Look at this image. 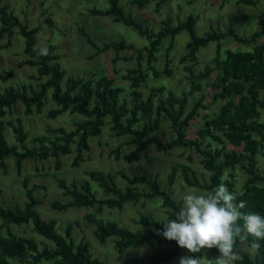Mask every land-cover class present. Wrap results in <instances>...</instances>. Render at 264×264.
Listing matches in <instances>:
<instances>
[{"label": "trees", "instance_id": "1", "mask_svg": "<svg viewBox=\"0 0 264 264\" xmlns=\"http://www.w3.org/2000/svg\"><path fill=\"white\" fill-rule=\"evenodd\" d=\"M149 1L151 0H132L141 7ZM166 1L156 0L157 6L160 7ZM189 1L192 3L196 0ZM238 2L255 5L259 0H238ZM1 3L2 0H0V39L5 36L12 37L16 31L15 27L18 26L19 33L24 37L27 54V58L22 60L21 64L36 66L39 76H45L46 79L38 88H33L32 95L26 87L10 86L4 90L0 89V167H6L7 158L12 156L17 160V167L21 173L25 159H47L51 155L57 157L56 165L60 167L62 164L60 156L74 151L76 155L72 163L79 165L85 160L84 152L90 148L91 137L101 134L103 126L110 120L115 134L133 136V142L136 143V147L127 153H123L120 146L112 149L111 156L128 162L139 160L141 153L151 144H155L156 148L163 152L183 148L182 154H184L191 150L193 153H189L188 158L193 159L194 154L202 157L211 175L207 180L201 179L197 174L190 173V168L182 164L181 175L188 185L211 191L219 184L225 183L230 192L237 194V202L242 200L246 203V207L241 211L256 212L264 216V164L262 165L261 161L264 159V19L261 21L262 27L253 31L250 36L240 34L234 27L200 35L194 28L197 21L194 15L178 23L166 19L164 26L157 31L128 14L120 0H111V6L106 10L91 9L95 15H111L115 21L137 30L149 42L144 48L147 50V68L142 66L144 54L143 49H140L137 55L139 67L128 69L127 74L124 75L125 78L132 80L127 91L125 85L115 84V78L111 76L65 79L66 71L61 63L56 61L58 55L52 53L53 45L47 49V55L38 54L40 48H36L35 45L39 27H30L22 22L7 4ZM48 20L53 24L50 18ZM184 30L188 31L191 37L188 51L181 57V62L185 63L184 67L189 72V90L184 91L180 96L175 91L168 90L166 96L159 95L156 100V96L165 90V86L152 84L151 91L147 98H144L139 89L141 85H149L150 78L170 75L173 70L170 63L173 41L166 48L167 61L164 68H158L155 64L162 42L167 37L174 40ZM82 31L97 48V53L111 48L119 52L131 47L123 38L105 41L103 45H99L84 30ZM227 37H232L245 47L223 49L221 41ZM213 41L217 42L215 64L213 66L207 64L203 70L196 72L194 66L198 61L199 50ZM119 58L118 55L115 60ZM214 71H217L216 78L210 80ZM11 75L12 72H9L6 76L0 75V77L6 79ZM64 80H67V86L64 85ZM202 81H206V85L212 88V99L214 101L221 99L222 104L215 115H204V124L191 137L188 132L191 121L200 115L201 107H207L205 100L208 93ZM50 90L56 103V106L48 111L50 117L70 111L79 113L84 118L72 129L64 126L49 128L48 132L55 134L56 139L49 140L48 135L37 136L36 140L40 142L38 147L27 145L28 133L21 119L19 124L8 120L18 141L10 144L5 135L6 120L4 119L8 110H12L21 100L25 104V114H32L35 109L40 112ZM198 91L202 92L201 96L187 111L190 95ZM127 92L131 95L132 101L125 96ZM163 116L170 120L172 131V135L167 140L157 132L152 133L160 127ZM142 121L144 124L137 127L136 124ZM237 168L243 169L248 175L241 190L237 189L234 182ZM120 174L127 181L125 186L116 183V174L112 172L101 170L90 172L94 181L107 192L113 193L104 198L97 196L90 181L83 184V190L76 186L71 188L62 181V186L72 198L67 202L56 201L52 205L59 209L94 205L100 208L106 205L122 209L129 201L160 196L163 206L167 208L168 217L175 219V214L183 202L173 196L172 190L162 189L157 178L129 175L125 171H120ZM176 176L177 167L169 176L170 184L174 183ZM145 182L150 184V190L139 185ZM25 186L29 199L24 207L0 203V219L8 228L6 233L0 232V264H11V260L22 264H37L43 260L51 261L53 264H108L93 255L87 242L76 243L72 224L69 223L64 232H61L57 228L55 219L43 218L37 209L40 200L27 186L26 179ZM88 217L97 225L95 233L98 238L104 242L107 238L114 237V245L120 252L150 241H167L172 244V247L155 254L150 261L135 264H161L164 261H172L182 249L176 241L157 234V231L163 230V224L155 222L156 218L151 215L143 214L138 222L144 227L137 229L120 225L116 221H106L90 215ZM30 222L33 223L37 233L53 242V247L49 245L41 247L36 239L19 235L11 229L12 224L21 225ZM253 242L254 238L251 236L246 241L237 240L236 249L239 259L235 261L236 264H264V240L259 241V249L254 248L255 253L244 246L248 244L253 248ZM206 251L219 254L216 248Z\"/></svg>", "mask_w": 264, "mask_h": 264}, {"label": "rangeland", "instance_id": "2", "mask_svg": "<svg viewBox=\"0 0 264 264\" xmlns=\"http://www.w3.org/2000/svg\"><path fill=\"white\" fill-rule=\"evenodd\" d=\"M122 6L128 14L135 19L155 30H160L164 26L166 19H171L173 23L187 19L194 15L197 21L194 25L196 32L205 35L208 32L213 33L219 30H226L234 27L240 34L250 36L253 31L262 27L261 21L264 19V0H259L255 5L244 4L238 0H167L160 7L156 0H151L143 7L132 2V0H120ZM1 4H7L22 22L30 27H39L36 33V48H49L54 46L52 53L57 54L56 61L60 62L66 71L65 79L69 77H101L111 76L115 78V84L125 85L127 91L132 82L125 78L128 69L139 67L138 51L143 49L144 57L142 66L147 68V50L148 40L137 30L115 21L111 15H95L91 9L106 10L111 6V0H2ZM52 20L51 24L48 20ZM1 27V21H0ZM12 37L5 36L0 39V75L6 76L9 72L12 75L8 78L0 77V89L7 87L23 88L26 87L30 95L33 94V88H38L46 77L39 76L36 66L21 64L22 60L27 58L25 53L24 37L18 31V26ZM84 30L92 40L99 45L105 41H115L125 39L131 47L117 52L114 48L97 53V48L90 42L83 33ZM191 37L188 31H182L174 40L167 37L161 44V50L158 52V59L155 64L158 68H164L167 61L166 48L173 41V47L170 51V63L173 68L170 75L164 74L160 77L150 78L149 85H141L139 89L143 97L147 98L151 91V85H164L165 90L159 92V95L166 96L168 90H173L178 96L184 91L189 90V72L181 62V57L188 51V43ZM262 41V39L260 40ZM222 48L240 49L242 46L232 37H227L221 41ZM217 53V42H210L202 47L198 52V61L194 66L196 72H200L207 64H215L214 57ZM118 60H115L117 56ZM130 57V58H127ZM217 71H214L210 80L216 78ZM208 97L205 100L207 107L200 108V115L191 121L188 132L191 137L204 124V115H215L222 104V100L214 101L212 99V88L202 81ZM67 80L64 85L67 86ZM202 92L198 91L191 94L187 102L186 110L189 111L196 103ZM129 101H132L129 92L126 93ZM56 103L52 98L51 90L45 98L42 111H35L32 114H25V104L19 100L12 110H8L4 119L5 135L10 144L17 143V136L12 125L8 120L15 124H22L28 137L26 140L29 146H40L36 140L37 136L48 135L49 140H55L56 135L49 133L51 127L64 126L68 129L75 128L76 123L84 117L79 113L67 111L56 117H50L48 111L55 107ZM36 107V106H35ZM109 120V118H108ZM144 121L136 124L141 127ZM112 123L107 121L103 126L102 133L91 137L89 150H85V160L79 165H74L73 158L76 152L62 154L60 156L62 164L56 165V156H49L47 159L27 158L23 161L21 173L17 167V160L14 157H8L6 167H0V203L3 205L24 207L29 199L27 186L33 190V194L40 200L37 209L43 218L55 219L59 231L64 232L65 227L72 224V233L76 243L87 242L94 256L99 257L110 264H135L143 261H150L158 252L172 247L167 241H150L139 247H130L124 252H120L114 245L115 238L109 237L106 241H101L95 233L97 225L93 223L88 215L95 216L98 219L116 221L120 225L128 226L133 229L143 228L138 220L143 215H151L159 218L167 215V208L162 204V197L154 196L151 198L140 199L139 201H129L120 208H111L104 205L100 208L98 205L88 207H69L65 209L55 208L52 204L56 201L67 202L72 195L62 186L64 181L69 187L76 186L83 190L82 186L86 181L92 183L98 197H108L113 195L104 190L96 181H94L90 172L101 170L116 174V183L125 186L127 181L122 177L120 171H125L129 175H146L150 179L157 178L162 185V189L172 190L173 196L182 201L186 191H196L198 193L207 192L205 188L188 185L181 175V166L190 168V173L197 174L201 179H209L211 171L205 167L202 157L194 154L193 159L188 158L189 153L182 154L183 148H176L168 152L160 151L155 144H151L141 153L139 160L128 162L125 159H116L111 156V150L120 146L123 153L132 151L136 147L133 142V136L117 135L111 128ZM159 133L165 140L172 135L170 120L163 116L160 127L152 133ZM262 165L264 159L261 160ZM177 167V176L173 184L169 182V176L173 169ZM234 182L238 190L243 187L247 173L237 168L235 170ZM145 189L150 190L148 182L139 183ZM183 202V201H182ZM11 229L19 235L28 236L36 239L41 247L49 245L54 246L50 239L37 233L34 230L32 222L21 225L12 224ZM7 226L3 225L0 219V232L6 233ZM246 249L255 253L254 248L248 244L244 245ZM187 249L182 248L177 257L172 261H164L161 264H179L181 256L188 255ZM209 259L216 258L219 254L206 251ZM11 264H22L16 260H11ZM37 264H53L51 261L43 260ZM236 264V263H235Z\"/></svg>", "mask_w": 264, "mask_h": 264}, {"label": "clouds", "instance_id": "3", "mask_svg": "<svg viewBox=\"0 0 264 264\" xmlns=\"http://www.w3.org/2000/svg\"><path fill=\"white\" fill-rule=\"evenodd\" d=\"M38 54L47 55V48H40ZM182 201L175 219L162 215L154 220L163 224L158 235L176 241L190 253L181 256L179 264H235L239 259L237 240L246 241L249 236L254 238L252 247L260 248L259 241L264 240V216L241 211L246 203L237 202V194L230 192L225 183L203 193L186 191ZM212 248L218 249L219 255L209 259L206 250Z\"/></svg>", "mask_w": 264, "mask_h": 264}]
</instances>
